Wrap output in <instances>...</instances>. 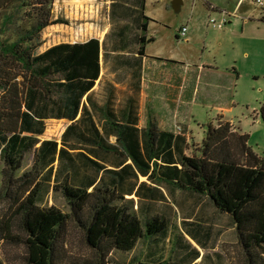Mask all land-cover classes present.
<instances>
[{"label": "trees", "instance_id": "obj_1", "mask_svg": "<svg viewBox=\"0 0 264 264\" xmlns=\"http://www.w3.org/2000/svg\"><path fill=\"white\" fill-rule=\"evenodd\" d=\"M112 1L113 9L117 0ZM128 1L144 16L146 0ZM54 3L0 0V31H14L16 36L13 41L0 42V61L5 67L12 66L11 70L21 69L24 80L19 83V73L11 75L0 67L4 74L0 75V201L7 199L14 211L11 220L0 214V238L14 240L10 231L18 226L25 264H109L116 251L129 254L146 241L163 242L170 235L164 219L140 218L120 203L121 193L130 195L136 188L140 196L144 190L146 197L154 194L145 182L139 184L142 176L207 198L237 226L246 263L264 264V158L249 147V136L224 115L207 125L202 145L191 156L185 154L184 137L160 130L152 119L143 130L112 123V130L105 131L104 137L92 119L88 123L96 131L87 135L79 130L78 125L86 122L83 115L67 128L61 143L41 141L46 119H76L81 99L93 87L100 67L95 39L39 52L44 45L43 31L52 25L69 24L64 18H53ZM140 51L144 53V48ZM110 135L117 137L118 145L107 142ZM81 141H93L96 148L81 147ZM84 151L102 160L117 155L116 167L120 169H107ZM30 152L34 153V164L23 172ZM51 191H61L70 215L54 206H41ZM73 225L92 251L91 259H76L68 251ZM192 256L188 264L195 263L199 252Z\"/></svg>", "mask_w": 264, "mask_h": 264}, {"label": "rangeland", "instance_id": "obj_2", "mask_svg": "<svg viewBox=\"0 0 264 264\" xmlns=\"http://www.w3.org/2000/svg\"><path fill=\"white\" fill-rule=\"evenodd\" d=\"M173 1L147 0L148 14L158 22L150 29L157 40L151 50L169 53L179 60H185L193 71L198 65L219 66L225 75L214 78L221 83V87L212 88V97L192 95L191 92L189 103H185L182 121L190 129L187 154L196 152L206 137L207 125L219 115H224L236 129L249 136V147L264 158V0H182L180 13L174 11ZM108 7L109 0H55L53 18H64L69 24H61L64 30L58 31H52L53 28L50 27V31H43L42 37L46 35L54 43L72 31H102L107 26ZM212 20H216V24ZM224 21V26L218 27ZM184 25H188L189 32L186 39H181L180 42L185 45L181 47L176 45L175 37ZM8 39H16L14 31H0V42ZM0 67L6 73L10 71L11 75L19 73L17 81L23 83L21 69L11 70L12 66L6 64L5 67L1 61ZM226 78L231 87L227 93L226 87L222 86L226 85ZM206 80L203 77L202 83ZM164 117L167 116L163 115L162 118ZM167 121L169 126L175 127V118L171 122L168 117ZM62 134L61 124L47 121L41 138L58 140L60 143ZM106 158L109 162H114L118 157L111 155ZM33 164L34 153H27L23 172L30 170ZM2 169L0 161V180ZM141 181L147 183L146 188L157 189L156 199L138 197L137 194L123 196L121 193L123 198L120 203L127 204L140 218L158 216L167 222L172 236L165 246V255L169 257L165 263L184 264L183 260L186 257L187 260L192 259L194 251H197L200 258L194 264H247L238 240V228L232 223L230 216L219 212L207 198L192 196L183 191L171 195L164 185L158 186L146 178ZM41 206H54L69 215L71 213L61 191H51ZM0 214L10 220L14 218V211L10 209L7 199L0 201ZM10 233L15 236L14 240L5 236L0 238V262L25 264L24 247L20 243L23 235L16 224ZM177 241H181V245ZM68 242V251L72 257L82 261L93 257L82 233L74 225ZM146 248L144 244H140L132 255L116 251L111 254L109 264H137L138 262H131L130 259L139 255L140 251L144 255ZM138 260L145 262L141 254Z\"/></svg>", "mask_w": 264, "mask_h": 264}, {"label": "crops", "instance_id": "obj_3", "mask_svg": "<svg viewBox=\"0 0 264 264\" xmlns=\"http://www.w3.org/2000/svg\"><path fill=\"white\" fill-rule=\"evenodd\" d=\"M114 2L116 4L112 9L113 1L109 0V15L107 26L104 30L72 31V33L64 35L63 39H59V41H55L54 43H51L46 35L43 38L44 45L40 48V53L56 45L84 44L95 39L99 42L100 64L99 76L94 80L93 87L83 95L76 119L49 118L45 120V123L47 121H55L61 124L64 134L69 126L80 120L84 115L86 122L78 125L79 130L90 135L91 131H96L97 129L101 135L106 137L104 133L105 131L112 130L110 126L112 123L134 125L139 130H143L147 128L152 119L160 130L184 137L187 145L185 154L188 155V133H190V129L182 121L185 103L187 105L190 97L194 94L210 95L212 97V88L215 86L221 87V83L216 82L214 78L218 76L225 77L224 71H221L219 66L208 65L195 66L193 71L185 60H179L169 53L153 52L151 48L157 43V40L150 33V29L152 25L158 24V22H156V18L148 14L147 0L143 15L149 18V20H146L144 16L138 13L132 1L117 0ZM144 24L147 25L146 30L143 29ZM62 26L61 24H56L50 27L53 28L52 31H58L64 30ZM50 27L45 31H50ZM187 37L188 34L186 37H181L180 33L177 34L175 37L176 45L184 47V42L180 41ZM142 47L144 48V53L140 51ZM203 77L207 79L204 84L202 83ZM225 83L226 85L223 84L222 86L226 87L227 93L231 89L228 86L227 78L225 79ZM54 100L56 102L59 101L57 93L54 96ZM57 110V106H55V113H57ZM163 115L167 117L162 118ZM168 117L171 122L175 118L176 123L174 128L169 126ZM90 119L95 122L96 129L88 123ZM95 137L96 135H94L93 140ZM40 139L41 141H51L43 140L41 137ZM106 140L109 144L118 145L115 135H110ZM53 141L59 143L58 140ZM202 142L198 147L202 145ZM78 145L86 148H96L93 141H81ZM86 154L105 165L107 169H120V167H116L118 158L114 162H109L107 158L102 160L93 154L87 152ZM127 163H130V161ZM142 178L146 177L140 176L139 184L145 182L141 181ZM159 185L167 187L171 195L181 192L173 187H169L165 183ZM150 190L151 192L153 190L154 194H149V197L144 196L148 193L146 190L142 192L144 195L140 196L137 194V188L132 194L124 196L137 194L138 197H154L156 199L158 191L155 188ZM188 194L196 196L191 193ZM171 236L172 232L170 229L169 237L163 242L156 241L153 243V241H146L145 243H141L147 247L144 255L140 251L145 262L138 260L139 253V255H134L130 259L131 262L136 261L138 262L137 264H146V262L150 264L165 263L167 258L165 246L167 242L171 241ZM177 242L181 245V241ZM183 247L184 245L181 246V248ZM137 250L138 247L133 252L125 255H132ZM187 259V257L184 259L186 262L182 259L184 264H188Z\"/></svg>", "mask_w": 264, "mask_h": 264}, {"label": "built area", "instance_id": "obj_4", "mask_svg": "<svg viewBox=\"0 0 264 264\" xmlns=\"http://www.w3.org/2000/svg\"><path fill=\"white\" fill-rule=\"evenodd\" d=\"M211 22L214 23V24H216V20H212ZM225 23H226V21H224L223 23L219 24L218 27H223ZM188 29H189L188 26H184L181 29V31H180V36L181 37H186L187 34H188Z\"/></svg>", "mask_w": 264, "mask_h": 264}, {"label": "water", "instance_id": "obj_5", "mask_svg": "<svg viewBox=\"0 0 264 264\" xmlns=\"http://www.w3.org/2000/svg\"><path fill=\"white\" fill-rule=\"evenodd\" d=\"M182 5H183L182 0H174L172 3V7L176 13H180Z\"/></svg>", "mask_w": 264, "mask_h": 264}]
</instances>
